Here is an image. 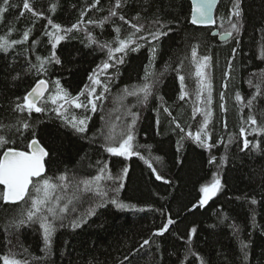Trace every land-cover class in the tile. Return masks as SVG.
<instances>
[{
  "label": "trees",
  "instance_id": "1",
  "mask_svg": "<svg viewBox=\"0 0 264 264\" xmlns=\"http://www.w3.org/2000/svg\"><path fill=\"white\" fill-rule=\"evenodd\" d=\"M28 2L42 16L24 10V0H9V6L0 0V7L7 8L0 14V36L22 39L23 33L29 32L28 41L6 53L0 51V125H16L21 119L30 124L28 130L20 132L7 127L0 131L11 141L0 147V158L6 149L24 150L31 139H38L50 153L45 177L54 182L62 175L67 178L63 182L67 190H58L57 194L61 196V207L72 199L68 207L74 211L64 214L67 219L63 227L57 226L50 252H46L38 224L25 223L19 229L11 226L18 221L23 203L5 204L0 199V257L13 253L29 264H264V134L251 133L253 126L245 123L250 110L241 108L235 98L239 93L246 102L256 91L248 81L258 83L259 74L264 72V0L221 1L216 28L225 33L231 30L230 22L239 26V34L233 33L224 43L211 35L212 29L191 25L189 0H121L122 7L116 9L118 15L103 25L99 22L109 16L115 0H99L98 4L95 0ZM237 3L238 19L232 16ZM120 15L144 26L138 35L156 31L157 19L164 25L160 30L167 34L151 44L138 41L143 45L139 51H128L123 64L107 70L110 82L101 75L110 91L97 102L95 113L65 105V116H58L52 110L56 106L50 102L44 104L47 111L30 116L15 110L40 79L50 84L45 98L55 94L56 81L71 97L81 91L86 93L85 86H92L88 77L107 60V49L100 45L107 42L116 46V27L121 29V38L132 31L119 19ZM49 19L61 26L58 35L64 36L55 49L54 39L46 34L54 31ZM89 20L96 23L89 24ZM73 25H79L78 29L64 32ZM193 47L197 48L198 59L205 55L211 58L205 72L212 85V104L208 106L212 116L205 129L207 136L202 134V139L213 145L211 148L194 139L204 120L203 112L194 114V108L205 105L196 100L198 78L191 63ZM53 52L60 62L48 63L46 71L37 74L33 67L39 63L37 57L50 60ZM146 68L155 72L154 79L158 80L153 95L146 104H137L135 97H127L121 104V90L142 83ZM176 69H180L179 73ZM178 75L186 78L188 95L184 100L180 99ZM261 89L264 91V85ZM101 91L98 87L97 93ZM221 93L225 96L223 101ZM206 96L207 92L202 99ZM80 101L86 102V95L80 96ZM222 103L226 110L221 109ZM133 104L137 106L131 107ZM130 107L138 114L133 132L140 155L114 157L105 150L101 132L107 131V124L131 123L127 113ZM85 114L90 117L86 133H77L66 123V119L82 118ZM252 115L258 125H264V98H257ZM241 127L247 129V138L252 142L246 150H242ZM256 142L260 143L259 149L254 147ZM212 157L216 163L209 164ZM124 168L128 172L120 181ZM101 169L115 178L101 182L107 191L104 207L97 206L100 198L94 192H85L82 184L80 191L75 187L79 181L100 175ZM157 175L163 179L157 180ZM214 178H219L222 187L207 204L201 205V188ZM2 192L0 186V197ZM111 199L129 207L120 209L109 202ZM90 208L95 209V215H87ZM81 218L86 223L80 227L69 225L71 219ZM169 219L174 222L168 230L163 235H153ZM145 239L150 243L141 248ZM242 244L247 247L242 248Z\"/></svg>",
  "mask_w": 264,
  "mask_h": 264
},
{
  "label": "snow or ice",
  "instance_id": "2",
  "mask_svg": "<svg viewBox=\"0 0 264 264\" xmlns=\"http://www.w3.org/2000/svg\"><path fill=\"white\" fill-rule=\"evenodd\" d=\"M99 0H95V4H98ZM217 3V0H193L192 13L190 23L192 25H211L214 24L215 21L213 19V7ZM3 4L5 6H9V0H3ZM95 4L93 6H95ZM122 7L121 0H115V6L109 10V16L105 17L104 20L99 22L100 25H103L105 21L110 19L111 17H116L118 15L116 9ZM23 9L31 12L33 16H42L41 13L35 12L28 0H24ZM6 7H0V14L6 11ZM55 10V6H53V11ZM23 12H21V16H23ZM84 13H81L83 17ZM232 16H235L237 19L240 17L239 11V3L234 6ZM119 19L123 21L125 24H128L132 29L130 33H128L125 37L121 38L120 27H116L114 31L116 32V38L114 40L115 47L112 44L104 43L101 44V48L107 49V60L103 62L101 65H98L97 70H94L92 75L88 77L91 82V87L85 86L87 92L81 91L78 96L71 97L67 91L60 87L59 81H56V92L53 95L45 98V92L48 91L47 82L43 79L38 80L35 87L31 89L24 97L23 103H18L15 107V110L19 113L27 112L30 116L33 112L43 113L47 111V108L44 104L50 102L52 105H55L52 110L57 113L58 116H64L67 112L65 105H72L77 109H83L85 113L91 111L95 113L98 108V101H102L105 99V93L110 91L109 84L105 83L101 79V75H103L107 80H111V77L107 75V70L109 68L115 67L116 65L124 63V56L127 55L128 51L136 52L139 51L141 45L138 41H147L149 44L152 41H158L162 35H166L167 33L161 31L164 27L163 24L157 19L155 21L156 24L159 25V28L156 31L149 30L148 35H138L143 32L144 26L140 24L132 23L124 18L123 15L119 16ZM139 19V17H136ZM89 24H94L96 21L89 20ZM48 24L52 26L53 32H47L46 34L54 39V43H52V48L55 49L56 45L64 39L63 35H58L61 31V26L58 24H54L52 20H48ZM79 25H73L71 29H65L64 32H71L73 29H78ZM230 31L224 33L227 37H233V33L239 34V26L238 23L230 22ZM149 36L151 39L149 40ZM29 39V32L25 31L23 33L22 39H14L11 40L7 36H0V51L7 52L10 48L15 45L22 44ZM91 39V37H89ZM239 43V41H237ZM151 52L154 54L156 52V48L153 46L151 48ZM236 49L233 48V56H235ZM122 54V55H116ZM39 63L37 65H33L36 69L37 74L42 71H46L45 65L50 62L59 63L60 61L56 58L55 53L50 60H44L40 57H37ZM210 57L205 55L198 59L197 56V48L193 47L191 50V63L195 66L194 75L198 78V88L196 91V100L200 103L204 104V108H194V114L196 112H203L204 120L203 126L200 131H197L194 135V139L202 144L204 147L211 148L213 145L208 144L205 139H202V134L207 136L205 129L210 122V117L212 116V112L208 106L212 104V85L209 81L205 69L210 67L209 61ZM261 59H264V49L261 50ZM152 63V60L149 61ZM179 73L180 69H176ZM231 71V61L229 62V72ZM229 73L226 72L225 76H228ZM256 75V74H253ZM156 76L155 72H150L147 68L145 69V75L143 78V82L139 84H133L130 86H126L121 90L122 95L120 96V102L123 104V100L127 97H135L137 100V104H146L149 97L153 95V88L158 83V80L154 79ZM260 79L259 82L253 84V81L250 79L248 81L249 85L255 87L256 91L251 95L245 102V99L239 94H236V101L238 102L241 108L249 109V115L245 123L252 125L251 133L253 134H264V125H258L257 119L252 115V110L255 107V102L257 98H264V91H262L261 86L264 85V72L259 74ZM178 79L181 84V94L180 99L184 100L188 93L185 91V76L178 75ZM101 88L102 91L97 93V88ZM227 87V85H225ZM207 92L206 98L202 99L203 94ZM86 95V102L80 101V96ZM220 99L223 101L225 99L224 93L220 94ZM58 101H62V103L58 104ZM137 104H133L131 107H136ZM131 107L127 109V113L131 116V123L125 124L123 126L107 124V131L101 132V135L104 136L106 148L105 150L114 157H124L130 158L133 155L139 156L140 153L136 150V145L134 144L135 136L133 129L135 128L136 121L138 119V114L132 112ZM221 109H225L224 104L220 105ZM226 110V109H225ZM167 112L168 109L165 108ZM171 115V113H169ZM195 118V115L194 117ZM90 119L86 114L82 118H77L73 116L70 120L66 119V123L70 124L71 127L77 133H85L87 131V121ZM7 127L9 130L15 128L17 132H20L21 129L28 130L30 128V124L21 119L18 121L16 125H0V131ZM177 128H180L181 132L184 131L181 128L180 124H176ZM227 127L225 123V128ZM189 136H192V133H188ZM239 135L243 137V149L246 150L249 148L252 143L247 138L248 131L246 128L241 127L239 131ZM210 139V136L207 137ZM232 138L229 137V140ZM11 141L5 136L0 135V147L5 146ZM223 141H221L222 143ZM254 147L259 149L260 143L256 142ZM50 155L49 151L46 150L44 146H41V143L37 139H31V142L25 147L24 150H16L13 148H8L3 152L2 158H0V185L3 186L2 197L0 199L3 200L5 204H20L23 203L24 208L20 212V216L18 221H14L11 226L19 229L21 226L28 224H38L39 229L42 230L43 234V243L44 250L46 252H50L52 247L53 237L56 233L57 226L63 227L65 219L67 217L64 215L70 211H74V209H69L68 204L73 202L72 199H68L67 203L60 206L61 196L57 194L59 191H66L67 185L63 182L67 179L65 176H60L58 178L59 182H54L53 179L45 177L43 174L45 172V158ZM142 158V157H141ZM209 164L216 163L215 157L209 159ZM152 168V164L148 165ZM153 171L156 170L153 168ZM128 172L127 168L123 169V175L119 177V180H123V176H126ZM113 180L114 177L111 174H105V170L101 169L100 175L95 176L92 180H82L79 181L75 187L77 191H80V185H83V190L89 194L93 192L97 197H99L98 207H104V198L107 196V191L102 187L101 182L105 179ZM157 180H162L163 177L161 175L156 176ZM167 183L168 181H164ZM122 183L119 184V187H122ZM222 185L220 183L219 178H214L212 183L206 185L201 188V192L204 194L203 199L200 200V204L204 205L212 196H214L220 189ZM118 191V188L116 189ZM111 204L116 205L120 209H126L129 205L118 202L117 199H111L109 201ZM252 203H256L255 200ZM87 215H95V209H89ZM59 222V224H57ZM174 221L169 219L166 224L163 225L161 230L157 231L153 235H163L164 232L168 230V226L171 225ZM81 223H86V220L81 218L80 220L71 219L69 221V225L72 228H77L81 226ZM195 229H192V232L195 233ZM150 241L145 239L141 244V248L148 245ZM247 245L242 244V248H246ZM26 251V250H25ZM247 253H245V256ZM3 264H29V261L24 259L16 258L15 254L9 253L8 255H4L0 257ZM203 264V261H202Z\"/></svg>",
  "mask_w": 264,
  "mask_h": 264
},
{
  "label": "water",
  "instance_id": "3",
  "mask_svg": "<svg viewBox=\"0 0 264 264\" xmlns=\"http://www.w3.org/2000/svg\"><path fill=\"white\" fill-rule=\"evenodd\" d=\"M190 1V3H191V7L193 6V0H189ZM221 1L222 0H217V3L214 5V7H213V13H212V16H213V19H214V21H215V23L214 24H211V25H193L194 27H196V28H207V29H212V33H211V35L213 36V37H218V40L220 41V42H228L230 39H231V37H227L226 35H224V33H221L217 28H216V26H217V21H216V13H217V10H218V8H219V5H220V3H221ZM192 13V12H191ZM191 20V19H190ZM192 25V24H191ZM47 82V81H46ZM36 85V84H35ZM35 85H34V87H35ZM47 88H48V91H46L45 92V96L47 95V93L49 92V89H50V84H49V82H47ZM38 140V139H37ZM39 141V140H38ZM42 146V145H41ZM2 158V157H1ZM46 159H47V157L45 158V172H44V176L46 175V172H47V167H46ZM2 188H3V186L2 185H0ZM10 204V203H9ZM12 205H16V204H12Z\"/></svg>",
  "mask_w": 264,
  "mask_h": 264
},
{
  "label": "bare ground",
  "instance_id": "4",
  "mask_svg": "<svg viewBox=\"0 0 264 264\" xmlns=\"http://www.w3.org/2000/svg\"><path fill=\"white\" fill-rule=\"evenodd\" d=\"M5 12V11H4ZM2 25V24H1ZM47 32V31H46ZM65 34V33H64ZM119 55V54H118ZM52 63V62H51ZM46 66H47V64H46ZM54 84V83H53ZM62 86V85H61ZM67 89V88H66ZM75 110V109H74ZM69 112V111H68ZM65 116V115H64ZM89 124V123H88ZM88 126V125H87ZM86 133V132H85ZM40 142V141H39ZM42 145V144H41ZM7 150V149H6ZM5 150V151H6ZM17 150V149H16ZM1 153V152H0ZM2 157V156H1ZM100 169V168H99ZM109 173V172H108ZM59 182V181H58Z\"/></svg>",
  "mask_w": 264,
  "mask_h": 264
},
{
  "label": "rangeland",
  "instance_id": "5",
  "mask_svg": "<svg viewBox=\"0 0 264 264\" xmlns=\"http://www.w3.org/2000/svg\"><path fill=\"white\" fill-rule=\"evenodd\" d=\"M216 194H217V193H216ZM216 194H215V195H216ZM203 195H204V194H203ZM215 195H214V196H215ZM214 196H212L211 198H213ZM211 198H210V199H211ZM202 199H203V197H202ZM210 199H209V200H210ZM209 200H208L205 204H207V203L209 202ZM205 204H204V205H205Z\"/></svg>",
  "mask_w": 264,
  "mask_h": 264
}]
</instances>
